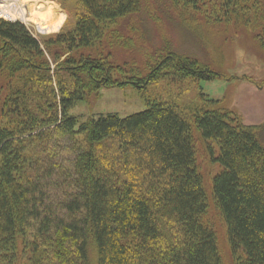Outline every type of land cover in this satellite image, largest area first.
Returning a JSON list of instances; mask_svg holds the SVG:
<instances>
[{
  "label": "trees",
  "instance_id": "trees-1",
  "mask_svg": "<svg viewBox=\"0 0 264 264\" xmlns=\"http://www.w3.org/2000/svg\"><path fill=\"white\" fill-rule=\"evenodd\" d=\"M78 1L84 10L73 28L43 40L24 23L0 18V74L7 82L0 264H222L216 233L204 222L196 135L220 168L212 193L235 264H264V123L245 125L210 97L193 121L163 100L152 102L151 87L160 80L202 82L219 74L169 46L143 74L116 66L111 54L93 48L108 23L140 14L146 1ZM256 1L252 24L259 17L264 30V0ZM48 10L54 30L63 17ZM128 86L148 101L144 111L83 121L70 113L93 93Z\"/></svg>",
  "mask_w": 264,
  "mask_h": 264
},
{
  "label": "rangeland",
  "instance_id": "rangeland-1",
  "mask_svg": "<svg viewBox=\"0 0 264 264\" xmlns=\"http://www.w3.org/2000/svg\"><path fill=\"white\" fill-rule=\"evenodd\" d=\"M143 1L146 3L140 14L108 23L102 41L97 42L93 50L98 54H111L110 60L116 66L143 69L141 74L149 71L157 51L167 46L197 57L219 74L217 79L173 82L164 77L151 87L150 100H163L193 121L195 113L203 107V100L210 97L221 101L245 125L263 124L264 30L259 17L257 23L252 24L256 20L258 1L238 0L237 5L232 0H192L191 6L180 4L178 9L171 8L167 0ZM50 6L63 17L61 26L53 27L54 30H50L53 19L47 16ZM83 10L78 0H0V18L24 23L40 40L73 28L76 16ZM6 95V75L2 73L0 126ZM147 103L131 86L109 88L89 95L70 113L80 121L108 113L126 117L144 111ZM195 148L197 167L207 192L204 222L216 233L222 264H235L227 227L212 193L213 179L220 168L210 162L205 143L197 135Z\"/></svg>",
  "mask_w": 264,
  "mask_h": 264
}]
</instances>
